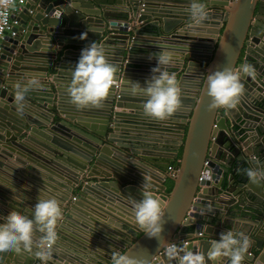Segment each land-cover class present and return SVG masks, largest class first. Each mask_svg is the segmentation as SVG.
<instances>
[{
    "label": "water",
    "instance_id": "water-1",
    "mask_svg": "<svg viewBox=\"0 0 264 264\" xmlns=\"http://www.w3.org/2000/svg\"><path fill=\"white\" fill-rule=\"evenodd\" d=\"M190 2L28 0L13 17L15 36L6 34L0 55V223L13 210L31 217L38 198L56 199L58 192L63 220L48 264H111L113 250L158 264L161 242L149 238L132 216L145 178L165 212L163 241H188L206 253L230 229L251 241L242 264H264V184L252 185L245 174L249 167L264 168V0H200L209 16L195 33L187 27ZM58 7L64 15L52 21ZM213 18L222 19L214 21L220 24L214 30L208 28ZM84 32L86 40L79 38ZM215 36V45L207 44ZM92 42L102 44L118 66L121 87H113L103 107L81 111L65 91L68 70ZM162 49L176 62L168 71L177 74L182 107L157 121L144 116L143 98L123 85L126 79L146 87L157 66L154 54ZM242 65L252 66L255 76L241 72L245 93L237 108L210 112L208 74ZM32 77L43 87L27 94L20 116L14 85ZM206 160L207 177L201 175ZM175 161L173 178L169 168ZM7 169L21 177L22 171L35 172L42 177L31 175L40 190L17 193L3 178ZM169 181L173 189L167 194ZM85 208L101 212L107 225L82 213ZM0 264L42 262L6 252Z\"/></svg>",
    "mask_w": 264,
    "mask_h": 264
},
{
    "label": "clouds",
    "instance_id": "clouds-1",
    "mask_svg": "<svg viewBox=\"0 0 264 264\" xmlns=\"http://www.w3.org/2000/svg\"><path fill=\"white\" fill-rule=\"evenodd\" d=\"M13 2L14 0H0V8L4 9L0 11V22H7V9ZM61 8L58 7L53 11L52 21H59L64 15ZM185 10L190 17L187 27L195 33L208 19L206 5L200 0H191ZM89 30L93 31L90 28ZM79 38L88 39L87 32L82 33ZM154 57L157 66L152 69V76L146 81V87L141 86L139 82L126 79L123 86L125 88L126 84L129 85L128 91L133 96L143 98L142 109L145 117L165 121L172 118L182 107L181 88L177 74L168 71L174 59L173 54L167 49H162L154 54ZM68 71L71 79L65 91L70 102L81 111L103 107L113 87H121L117 82L118 66L110 62L106 57L104 46L97 42H92L83 48L75 66ZM241 72L255 76V71L250 65H242L240 70L225 67L208 74L206 93L210 98L208 106L210 112L237 108L245 93ZM42 87L36 77L18 81L14 85V104L18 115H24L27 94ZM253 159L255 161V158ZM245 174L252 185L260 187L264 184V168L249 167L245 170ZM145 181L142 186L143 199L139 201L134 199L132 202V216L137 226L149 238L161 242L163 258L158 264H207L209 261L212 264H242L251 246L249 237L242 232L222 233L219 240L211 242L206 253L196 245H190L188 241L180 245L163 241L165 212L160 198L150 190L151 185L146 178ZM62 220L61 204L55 198H38L31 217L17 210L11 211L4 223H0V253H28L34 255L42 264H48L58 248L57 228ZM193 248L195 251L192 250ZM111 264H149V260L134 258L130 253L113 250Z\"/></svg>",
    "mask_w": 264,
    "mask_h": 264
},
{
    "label": "crops",
    "instance_id": "crops-1",
    "mask_svg": "<svg viewBox=\"0 0 264 264\" xmlns=\"http://www.w3.org/2000/svg\"><path fill=\"white\" fill-rule=\"evenodd\" d=\"M221 20L222 19H220V18H213L212 19V21H211V23L208 25V28H210V29H212V30H214L215 28L214 27H217V28H219L220 27V24H217V25H214V21H218V22H221ZM216 36L214 37V42H211V43H209V42H207V44H210L211 46H213V45H215V42H216ZM69 48L71 49V48H73V49H78V47H74V46H66L63 50H69ZM112 49H114V46L112 47ZM201 50H203V51H205V49H201ZM206 53L205 54H207V55H210L211 54V50L209 51H205ZM210 54H209V53ZM63 54V53H62ZM173 64L172 65H175L176 64V62H172ZM202 65V64H201ZM206 66H207V64H203L202 65V67L203 68H206ZM200 73H201V70H196L195 71V73H194V75H193V81H195V82H199V76H200ZM41 121H44L45 119L43 118H41L40 119ZM10 162H11V164L14 166V167H16L15 166V160H14V157L13 158H11V160H10ZM224 162V160L222 161V163ZM177 163H178V161H175L173 164H172V166L171 167H176V165H177ZM18 168V167H17ZM7 171V173L5 174V177H3L4 179H9V182L10 183H12V184H14L15 185V187H16V190H17V193H19V194H21V195H25L26 193H28L29 191L31 192V191H33V192H35L36 193V191L35 190H33V189H31L30 190V188H35V189H37V190H40V188L35 184L36 183V180H35V178L34 177H32L31 175H36V173L35 172H29V174H25V172H20V173H22V175H24L25 177H21L20 175H17V174H15V173H13V170H9V169H7L6 170ZM16 173H17V171H16ZM30 175V176H29ZM37 177H40V178H42L41 176H38V175H36ZM170 185H171V182L169 181V182H167L166 183V187H167V189H166V192L168 193V189H169V187H170ZM21 189H23L26 193H24ZM56 194H57V196H56V199L59 201V193L58 192H56ZM161 195H162V193H160ZM161 195H159V196H161ZM233 197V196H232ZM232 197H228V199L230 198H232ZM235 199H237L236 197H234ZM60 202V201H59ZM9 205L10 206H12V204L11 203H9ZM82 213H86V214H91V216H92V218H94V219H96L97 221H99V222H101V223H103V224H105L104 223V220H102V218L100 217V216H102V213L101 212H96L95 210H93L92 208H85L84 210H82L81 211ZM99 217V218H98ZM105 225H107V224H105ZM106 228V227H105ZM227 231H231L230 229H227L226 230V232ZM233 231V230H232Z\"/></svg>",
    "mask_w": 264,
    "mask_h": 264
},
{
    "label": "built area",
    "instance_id": "built-area-1",
    "mask_svg": "<svg viewBox=\"0 0 264 264\" xmlns=\"http://www.w3.org/2000/svg\"><path fill=\"white\" fill-rule=\"evenodd\" d=\"M28 0H14L13 4L9 6L7 9V22L2 23L0 22V55L3 50V41L7 33H12V36H15L13 29L17 24V21L13 19V17L19 14L25 5L27 4ZM3 8H0V11H3ZM209 161L206 160L204 164V170L202 171L201 175L204 176L206 174V168L208 167ZM178 167H170L169 174L171 177L175 178L177 175ZM202 180V178L200 179Z\"/></svg>",
    "mask_w": 264,
    "mask_h": 264
},
{
    "label": "trees",
    "instance_id": "trees-1",
    "mask_svg": "<svg viewBox=\"0 0 264 264\" xmlns=\"http://www.w3.org/2000/svg\"><path fill=\"white\" fill-rule=\"evenodd\" d=\"M178 166H179V163H177L176 167H178ZM172 189H173V183L171 182V185H170V187L168 189V193H170L172 191Z\"/></svg>",
    "mask_w": 264,
    "mask_h": 264
}]
</instances>
